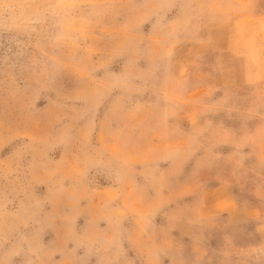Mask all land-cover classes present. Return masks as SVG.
Returning a JSON list of instances; mask_svg holds the SVG:
<instances>
[{
    "label": "rangeland",
    "instance_id": "obj_1",
    "mask_svg": "<svg viewBox=\"0 0 264 264\" xmlns=\"http://www.w3.org/2000/svg\"><path fill=\"white\" fill-rule=\"evenodd\" d=\"M0 264H264V0H0Z\"/></svg>",
    "mask_w": 264,
    "mask_h": 264
}]
</instances>
